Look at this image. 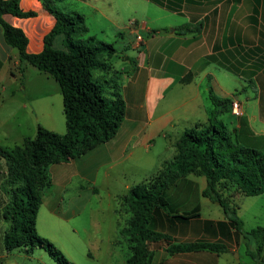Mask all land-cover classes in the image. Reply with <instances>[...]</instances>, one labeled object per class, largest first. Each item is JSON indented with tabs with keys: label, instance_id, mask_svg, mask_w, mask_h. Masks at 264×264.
I'll return each mask as SVG.
<instances>
[{
	"label": "crops",
	"instance_id": "1",
	"mask_svg": "<svg viewBox=\"0 0 264 264\" xmlns=\"http://www.w3.org/2000/svg\"><path fill=\"white\" fill-rule=\"evenodd\" d=\"M98 1L89 0L87 5L91 12L108 18L98 8ZM133 1H143L161 11L157 14L165 21L148 27L145 23V33L135 25L127 28L125 34L117 28L116 39L123 38L120 50L115 48L112 56H105L107 71H95V77L108 91L118 93L124 100L125 119L111 141L65 163L75 164L77 171L73 175L92 184L83 190L88 199L98 193L96 177L101 169L106 179L111 176L115 180L127 179L133 175L135 165L145 169L144 181L155 175L174 157L173 144L184 131L210 123L215 109L211 94L240 103L242 117L235 116L229 107V112L219 115L217 121L229 122L230 131L241 143L264 149V0ZM19 5L24 12H36L37 16L6 15L5 21L26 34L28 53H39L55 19L41 0H19ZM185 25L201 27V30L183 34L180 28ZM137 36L142 37L141 42ZM18 66V53L7 46L0 27V87L18 81ZM5 172L0 173V184ZM134 186L126 182L120 189L126 194ZM205 187V179L190 177L169 191L170 204L177 210L193 212L200 208V219L178 224L176 230L180 235L226 242L230 251L169 255L164 247L155 248L153 264H242L240 255L238 260L234 258L243 245L242 240L238 245L233 229L230 237L227 227L221 231L215 226L217 222L228 223L225 214L214 219L205 218L201 212ZM78 193L83 194L81 187ZM1 206L0 200V231L3 232ZM206 221H213L215 225L208 226ZM191 222L195 226H189ZM3 255L0 249V260Z\"/></svg>",
	"mask_w": 264,
	"mask_h": 264
},
{
	"label": "trees",
	"instance_id": "2",
	"mask_svg": "<svg viewBox=\"0 0 264 264\" xmlns=\"http://www.w3.org/2000/svg\"><path fill=\"white\" fill-rule=\"evenodd\" d=\"M45 10L55 19L53 29L44 37L41 52H27L28 38L19 28L5 21L6 15L32 18L36 12H24L19 0H0V27L7 46L16 50L18 70L32 65L58 83L62 99L66 132L58 134L39 127L34 139L8 149L0 144V158L6 172L0 184L2 217L7 224L4 244L7 252L43 249L56 264H73L48 239L37 233L36 221L42 192L48 186L51 165L73 161L101 144L111 141L125 119V102L116 92H109L95 77V71H107L105 56L116 49L113 44H96L88 33L85 16L77 11L62 12L56 0H41ZM201 27L185 25L181 33L199 32ZM61 40L66 49L55 44ZM215 106L209 124H198L186 130L173 144L175 155L144 183L135 185L121 197L123 211L130 217L121 228L120 237L129 249L126 264H153L154 249L164 245L169 255L211 252L227 253L230 245L223 241L176 242L173 235L178 224L200 219V208L188 214L176 213L168 199L169 191L179 181L190 177L204 178V198L218 204L228 223L206 221L221 231L234 230L239 245L247 240L245 254L250 264H264V227L245 231L238 217L239 201L245 197L264 195V149L241 143L217 117L229 112L233 100L214 95ZM231 231L228 235L232 237ZM228 236V238H230Z\"/></svg>",
	"mask_w": 264,
	"mask_h": 264
},
{
	"label": "rangeland",
	"instance_id": "3",
	"mask_svg": "<svg viewBox=\"0 0 264 264\" xmlns=\"http://www.w3.org/2000/svg\"><path fill=\"white\" fill-rule=\"evenodd\" d=\"M88 1L56 0V4L64 13L81 11L86 14L88 33L84 38L92 37L96 44H113L117 50H120L123 42L122 37L116 39L117 28L125 34L127 28L135 25L136 29L145 33L147 32L145 23L148 27L165 21L157 14L161 11H157L143 1L99 0L98 8L105 11L108 18L91 12L87 5ZM116 40L118 42L114 43ZM55 47L66 49L61 40L56 42ZM19 74V79L14 85L8 86V83L0 87V144L8 149L21 146L25 139H34L39 127L58 134L66 132L63 99L58 83L53 77L42 73L32 65H26L23 76L20 72ZM237 85L238 87L241 85L238 79ZM224 122L228 130H232L229 122ZM5 170L4 160L0 158V173ZM134 170L133 175L127 179L115 180L113 176L104 178L102 175L104 169H101L96 177L98 193L88 199L83 190L92 187V184L73 175L77 171L75 164L51 165L48 172V186L42 192L37 215L36 228L39 236L53 243L73 264H126L130 257V249L119 233L127 224L130 215L122 210L121 197L125 194L120 188H124L126 182L131 185L145 182V169L135 165ZM152 177L154 175L148 180ZM80 187L83 193L81 196L78 193ZM200 205L205 218L216 219L224 215L218 204L206 198ZM239 205L238 217L243 220L245 230L264 227V195L242 198ZM172 208L176 213L180 211L183 214L191 213V211L177 210L174 205ZM195 224L191 222L189 226L193 227ZM2 228L4 230L0 231V249L3 250L4 257L0 260L1 264H56L54 259L40 248L33 252L23 248L7 252L4 244L7 224L3 223ZM164 231L171 233L178 243L209 241L188 234L180 235L177 230L171 232L167 228ZM247 242L244 240L240 251L234 255L235 259L240 255L239 261L242 264L251 263L250 258L245 255ZM161 247L164 245H159L156 249Z\"/></svg>",
	"mask_w": 264,
	"mask_h": 264
},
{
	"label": "built area",
	"instance_id": "4",
	"mask_svg": "<svg viewBox=\"0 0 264 264\" xmlns=\"http://www.w3.org/2000/svg\"><path fill=\"white\" fill-rule=\"evenodd\" d=\"M137 41L141 42L142 41V37L141 36H137ZM232 112L235 116L237 117H242L243 116V110H242V106L240 105L239 102H234L232 105Z\"/></svg>",
	"mask_w": 264,
	"mask_h": 264
}]
</instances>
